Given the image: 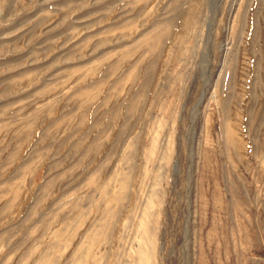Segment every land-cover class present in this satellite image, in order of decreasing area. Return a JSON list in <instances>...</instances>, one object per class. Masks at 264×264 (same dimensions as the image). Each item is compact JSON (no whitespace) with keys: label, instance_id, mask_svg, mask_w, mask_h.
<instances>
[{"label":"rangeland","instance_id":"obj_1","mask_svg":"<svg viewBox=\"0 0 264 264\" xmlns=\"http://www.w3.org/2000/svg\"><path fill=\"white\" fill-rule=\"evenodd\" d=\"M0 264H264V0H0Z\"/></svg>","mask_w":264,"mask_h":264}]
</instances>
